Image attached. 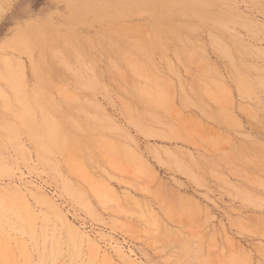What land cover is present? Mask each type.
Returning <instances> with one entry per match:
<instances>
[{"label":"rangeland","instance_id":"obj_1","mask_svg":"<svg viewBox=\"0 0 264 264\" xmlns=\"http://www.w3.org/2000/svg\"><path fill=\"white\" fill-rule=\"evenodd\" d=\"M0 264H264V0H0Z\"/></svg>","mask_w":264,"mask_h":264},{"label":"trees","instance_id":"obj_2","mask_svg":"<svg viewBox=\"0 0 264 264\" xmlns=\"http://www.w3.org/2000/svg\"><path fill=\"white\" fill-rule=\"evenodd\" d=\"M41 4L39 3L38 6H40Z\"/></svg>","mask_w":264,"mask_h":264},{"label":"bare ground","instance_id":"obj_3","mask_svg":"<svg viewBox=\"0 0 264 264\" xmlns=\"http://www.w3.org/2000/svg\"><path fill=\"white\" fill-rule=\"evenodd\" d=\"M59 212V211H58Z\"/></svg>","mask_w":264,"mask_h":264}]
</instances>
